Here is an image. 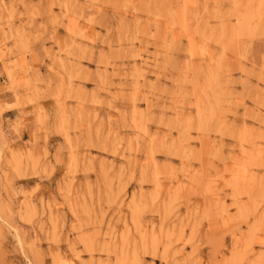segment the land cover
Here are the masks:
<instances>
[{
	"label": "rangeland",
	"instance_id": "1",
	"mask_svg": "<svg viewBox=\"0 0 264 264\" xmlns=\"http://www.w3.org/2000/svg\"><path fill=\"white\" fill-rule=\"evenodd\" d=\"M0 264H264V0H0Z\"/></svg>",
	"mask_w": 264,
	"mask_h": 264
}]
</instances>
